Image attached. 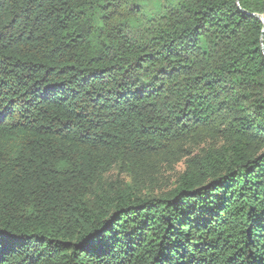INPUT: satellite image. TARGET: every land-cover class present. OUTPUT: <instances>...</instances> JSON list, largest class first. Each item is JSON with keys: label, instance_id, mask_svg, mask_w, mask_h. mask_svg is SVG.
<instances>
[{"label": "trees", "instance_id": "obj_1", "mask_svg": "<svg viewBox=\"0 0 264 264\" xmlns=\"http://www.w3.org/2000/svg\"><path fill=\"white\" fill-rule=\"evenodd\" d=\"M149 1L0 0V264H264V0Z\"/></svg>", "mask_w": 264, "mask_h": 264}, {"label": "rangeland", "instance_id": "obj_2", "mask_svg": "<svg viewBox=\"0 0 264 264\" xmlns=\"http://www.w3.org/2000/svg\"><path fill=\"white\" fill-rule=\"evenodd\" d=\"M152 3H153V0H150L149 4L152 5ZM182 169H183V166L181 164H179V165L176 166L174 172H171V171L170 172H164V174L162 176L163 178L161 177L159 179L161 186L165 187L164 184H167V183L169 185L174 180L175 173H177L178 171H181ZM113 176H115V172L112 173V177Z\"/></svg>", "mask_w": 264, "mask_h": 264}, {"label": "water", "instance_id": "obj_3", "mask_svg": "<svg viewBox=\"0 0 264 264\" xmlns=\"http://www.w3.org/2000/svg\"><path fill=\"white\" fill-rule=\"evenodd\" d=\"M253 16L258 17L260 20H262V17H260V16H257V15H253Z\"/></svg>", "mask_w": 264, "mask_h": 264}]
</instances>
